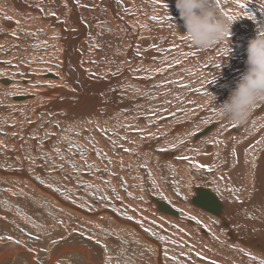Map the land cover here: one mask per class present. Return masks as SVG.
Instances as JSON below:
<instances>
[{
  "label": "bare ground",
  "instance_id": "bare-ground-1",
  "mask_svg": "<svg viewBox=\"0 0 264 264\" xmlns=\"http://www.w3.org/2000/svg\"><path fill=\"white\" fill-rule=\"evenodd\" d=\"M4 1H8L11 5V18L0 19L3 26L0 30L2 47L0 49V141L9 140L18 144L26 141L32 152L36 150L35 144L38 141L41 145L37 147L40 148L39 152L43 157L52 155L51 157L55 159L62 156L69 159L67 155H78L80 152L77 135L91 137L95 134L98 145L90 151V157L99 154L107 158L108 153L112 154V143L121 139L122 128L127 124L130 131L127 137H131L133 142L125 143L126 147L116 150L122 153L121 164L124 165L118 170H122L120 174L133 182L131 176L135 171L132 166H136L137 169L141 167L142 154H149L151 157V151H155L156 156L158 155L157 167L169 164L172 168L175 167L174 169L170 167L175 175L170 177L173 179L169 184L164 181V177L168 174L160 173L161 179L157 182L158 185L155 184L157 188L151 191V193L155 192L156 197L151 194L146 202L159 218L170 220L171 223L181 226L183 231L186 230L188 235L195 236V239L187 241L189 253L192 252V255L200 257L199 259L197 257L200 264L205 257L216 264L222 255H230L227 260L225 259L230 264H259L260 261H264V104H258L248 122L240 126L218 119L214 107L208 110L194 124L195 126L190 125L191 131L196 130L192 132L184 152L174 156L175 151L169 153L160 151L169 142H176L182 132L171 137L167 134L171 135L175 130H186L188 126L172 124L170 131L164 135L160 130L155 129L160 116L157 114L158 110L171 103L174 92L181 94L191 88L188 81L192 77L197 78L201 71H199L202 65L201 60L198 61L199 57L213 51L212 48L193 47L183 38L185 29L175 9V0H1L0 2L4 3ZM233 2L236 3V10L230 9V15L223 13L225 17L234 16L235 10L236 15L239 14L241 19L244 16L249 22L252 21L251 19L256 20L258 25L256 24L253 31L250 25L255 26V24L248 26V30L255 33L264 23V9H261L264 0H233ZM240 4H244L245 7L241 8ZM241 28L246 27L241 26ZM236 42L232 40L228 44L229 47L236 48V51L246 49L244 42L242 44ZM184 57H189L187 65L184 62L173 74L161 73L162 70L167 72L168 67L175 60L182 62ZM11 58L16 63L12 62ZM238 58L239 56L237 60L245 68V60ZM24 59L28 60L29 67L21 68L19 63ZM44 65L49 66L41 69ZM234 74L231 76H235ZM192 101L198 103L201 102V98L192 96ZM213 114L215 117H212ZM205 121L208 125L203 124ZM20 123L24 124L25 131L22 133L25 140L22 138L14 140L12 138L18 131L17 126ZM68 129H72L76 135L69 133L68 143L60 146L64 152L59 149V154L44 153L55 147L53 145L50 148L48 141L53 137L66 138L64 133ZM37 130L44 133L37 134ZM50 135L52 137L47 139ZM161 138H165L164 142L160 140ZM71 144L75 147L71 148ZM137 147L143 150L139 151ZM68 148L74 151H69ZM186 155H191L190 157L193 158H190L191 163L188 159H182ZM20 160L22 164L15 170L7 168L8 165L0 162V180L4 183L10 180L24 181L30 189L49 198L55 207L73 215L76 220L82 218L88 223L94 222L95 219L98 221L100 217L109 220L105 230L119 238L120 244L124 247L122 251L128 254L134 255L135 252L129 249L125 240L130 235L136 243L142 242L154 250L155 257L149 260L150 264H170V261L183 264V258H170V260L163 258L162 244L158 237L143 229L138 222L131 221L109 209L90 212L70 203L26 170L24 155H20ZM116 161L120 162L119 159ZM176 166L182 171H189L191 178L200 175L205 181L193 182L190 185L185 182V185H181V177L179 178L178 173L180 169ZM147 170L148 175L152 176L154 165L151 164ZM165 185L168 187L171 185L172 189L165 188ZM184 190H188V193ZM175 194L185 200L177 201L174 205L171 201L168 202L166 197L169 196L171 199L170 196ZM152 199L166 205L170 211L159 210ZM26 204L29 205L28 207L31 206L29 203ZM23 205L19 204L22 208ZM13 207L14 210L9 209L7 213L13 216V221L16 220L15 223L21 231L34 232L32 227H36V231L45 230L48 226V220L42 221L40 216H37L38 218L33 216L32 211L24 217L21 215L24 211L16 209L19 207L15 202L11 208ZM37 219L39 222H34ZM1 223L3 222L0 221ZM29 226L32 227L28 229ZM92 228L104 229L99 224H95ZM2 229L6 228L0 225V230ZM181 232L180 229L177 230L176 236ZM2 233L1 231L0 235ZM4 233L8 232L4 231ZM196 244H200V247L204 248L203 251L211 254L203 256L201 250L192 249ZM200 247L198 248L201 249ZM67 253L78 255L79 257L74 256L78 264H101L98 253L93 254L88 251L87 246L73 243L56 246L48 253L47 260L42 264H59L60 257ZM41 255L42 251L39 247L34 248L32 252L16 243H3L0 246V264H37L36 260H40ZM208 261L204 264H210ZM72 262L76 264L75 261ZM72 262L69 263L73 264ZM189 263L191 264V261Z\"/></svg>",
  "mask_w": 264,
  "mask_h": 264
},
{
  "label": "rangeland",
  "instance_id": "rangeland-1",
  "mask_svg": "<svg viewBox=\"0 0 264 264\" xmlns=\"http://www.w3.org/2000/svg\"><path fill=\"white\" fill-rule=\"evenodd\" d=\"M219 4H220L219 8L222 13L229 14L230 9L236 10V7H235L236 3L233 2V0H219ZM10 9H11V5L8 1H4V3L0 2V19L6 18V17L11 18ZM235 10H234V16L236 15ZM236 17L238 18L236 19V21L232 23L231 34L228 40L225 42H221L217 45H214L213 47H210L213 49L212 53H210L211 55L208 54L209 52L207 53L204 52L205 54L199 57L198 61L201 60V64H202L201 68L199 67V71L200 70L201 71L197 78L192 77L188 81V84L189 85L191 84V88L189 90L184 91L183 92L185 93L184 95L183 93L179 94V92H174V94H172L171 96V103H168L166 106H163L162 109L160 108L158 110L157 114H159L160 116L158 117V120H157L158 124L155 129L160 130L164 135L167 134V131H170V128H172L171 126H173L172 124L185 125L186 127L188 126L186 130L184 129L182 130L180 129L181 131L175 130L172 132L173 134L171 135L167 134L168 136L171 137V136L177 135L178 132H182V135L178 136L179 138L176 142H169V144L165 145L164 148L160 149L162 153H169L170 151H175V153L173 154L174 156H177V154L184 152V150H186V148L188 147L187 144L190 142L192 132L196 130L194 129L193 131H191L190 130L191 126L192 125L195 126L194 124L202 116H204V114L208 110H211L212 108L215 107L214 105H209L207 103V97L205 95L207 90L211 93H214L217 96V101H216L217 105L219 103H222L223 100L227 98L229 94V89L234 87L235 81L239 78V76L245 70L243 65L237 60L238 56L240 58L244 57L245 49L243 50L238 49L236 51V48L234 49L233 47H229L230 45L228 44L232 40H236L237 41L236 44L237 43L242 44L244 42L243 43L244 46H247V41L253 38L257 32V31L255 33L251 32L250 30H248V26L252 23L253 25L255 24V26L250 25L253 31V29L258 25V23L256 22V20H253V19H251L252 21L249 22L245 20L246 18H244V16L241 19L239 18V14L236 15ZM241 26L246 27L247 30L246 28L242 29ZM2 28L3 26H1V22H0V30ZM245 33H247L248 36ZM1 48L2 47L0 46V49ZM194 52H196V49H194ZM188 58L184 57L182 59L183 61L181 60L182 62H178V60H175L174 63L168 67L167 72L166 70H162L161 73H169V72H172V74L175 73L177 68H179L180 65L182 66L184 62L187 65V61H189ZM243 59L246 60V55H245V58ZM10 60L16 63L12 58ZM19 66L21 68L24 66L29 67L28 60L27 59L22 60L19 63ZM48 66L49 65H44L41 69H43L44 67H48ZM232 69L234 70L232 71ZM217 74H219V76L216 77L215 82L210 83L214 75H217ZM233 74L237 76L236 77L231 76ZM192 96H199L201 98V102H198V103L193 102ZM213 115L212 117H215V115L214 116ZM206 123L207 121H205V123L203 124L206 125ZM23 125L24 124L22 123H20L18 126L16 125L18 131L16 132V134L14 135L12 139L20 140L22 138V140L23 139L25 140V136L22 133L25 131ZM128 127L129 125L124 124L122 128L123 136L120 137L121 138L120 140L112 143V146H113V150L111 151L112 154L108 153L107 155L109 156H107V158H105L103 155H99L96 152V150L95 152L98 155L90 157V151L93 150V148L97 147L98 145L95 134H93L91 137H85L82 134H79L77 135V139H78V146H79L78 148L80 149V152L78 155L76 154L67 155L66 157L69 158L70 161L69 159H66L63 156L58 157V159L52 158L51 157L52 155L50 156L46 155L45 157H43V155H40V152H39L40 148L38 149L37 147L38 145L39 146L41 145V142L39 143L38 141L35 144L36 150L32 152L31 147L29 145L27 146L26 141H24L25 143L21 141L18 144L14 142L11 143L9 140H5L4 142L0 141V162L4 165L5 164L8 165L7 168L9 169L11 168L14 170L19 169V167L22 164V160H20V155H24V162H25L24 165L26 166V170H29V172L32 175H35L37 178H39V180L42 181L45 186L49 187L52 191H54L55 193H57L59 196L66 199L70 203L77 205L90 212H97L103 209H109V210L116 212L120 216L130 219L131 221L138 222V224H140L143 229H146L150 234L158 237L159 242L162 244V254L164 256L163 258H168L169 260L170 258L171 259L183 258L184 260L182 262L183 264H190L189 263L190 261H191V264H200V261L198 260L200 257L192 255L193 254L192 252L189 253L190 248L187 247V244H188L187 241L195 239V236L188 235L186 230L183 231L181 226H177L171 223L172 221L159 218L157 216V213L154 212V210L146 202L147 201L146 199L147 197H149V195L152 194L154 197H156L154 194L155 192L151 193V191L152 190L154 191L157 188V185H158L157 182H159L161 179L160 173H162L163 175L168 174L166 177H164V181L167 182L166 184H169L170 180L173 179V178L171 179L170 177H173V175H175V172L174 173L172 172V169H174L175 167L172 168L171 167L172 165L170 164L164 165L163 167H160V166L157 167L158 165L156 163L159 162L158 161L159 159L157 158L158 155L156 156L155 151L154 152L151 151L153 155V156L151 155V157L149 156V154H145V155L142 154L141 167L137 169L136 166L135 167L134 165L132 166L134 168L135 174L132 175L131 178L133 182L134 180H136V182L134 183L130 182L129 180H127V178L123 174H120L122 170L119 171L118 168H122V166L124 165H122L123 163L121 164L122 153H119L116 150H120L121 148L126 147L127 145H125V143L133 142V139H131V137L130 138L127 137L130 135L129 133L130 131ZM72 131H73L72 129L70 130L68 129V131L64 133L66 135V138L58 139V138L53 137L52 140H49L48 142H49L50 148L53 145L55 147L47 150L44 153L51 154L52 152H57V154H59L58 153L59 149L61 152H64L62 151V148H60V146L68 143L67 137L69 133L72 135H76V133ZM198 131H196V133ZM36 133L39 134V133H44V132L43 131L40 132V130H37ZM133 133L134 132L132 131V134ZM51 137L52 136L50 135L47 139H50ZM163 139L165 140V138H161L160 140L162 141ZM70 147L73 148L75 147V145L71 144ZM19 149H21V151H19ZM68 150L74 151L73 149H70V148H68ZM138 150L140 151L143 149L139 147ZM99 151H102V150H99ZM71 155L73 157H70ZM190 156L191 155H186V157H188V161L191 163V159L193 158ZM117 159L120 160L119 163H117L116 161ZM55 160L57 162H55ZM151 164L154 165L155 167L154 171H158V172H154L152 170V174H153L152 176L148 175L149 173H147L148 171L147 169L149 168V166H151ZM190 165H193V163ZM168 168H170V170ZM183 171L181 169L180 171H178V173L180 174L179 178L181 177L180 178L181 185H183L185 182H186L185 184L190 185L193 182L202 183L205 181L204 178L201 177L200 175L198 177L197 175H195V177L191 178L189 171L188 172L186 170L184 172ZM184 173H185V176H184ZM182 176H184L185 179ZM156 183L157 185H155ZM174 185L175 184L173 183V187ZM166 187L168 186L165 185V188ZM169 187L170 189H172L171 185H169ZM7 191L8 193H6ZM184 192L188 193V190H184ZM0 193L2 194V196L0 197V219H1L0 221L3 222L0 225L2 228L3 227L6 228V229L0 230V233L1 231L3 232L2 235H0V246H2L3 243L5 244L16 243L17 245L21 247H24V248L27 247V249L32 252L34 248L39 247L40 250L42 251V255L40 256L41 258H39L40 260H36L37 264H42L43 262H45L48 258V253L52 249H54L56 246L63 245V244H72V243L78 244L80 246L85 245L87 246L88 251L90 250L91 253L93 254L98 253L101 264H130V263L131 264H142V263L150 264L149 260L155 257V253H154V250H152V248L150 249L148 245L142 242L140 244L136 243L135 239L131 237L130 235H128L125 240L128 242L129 249H132L135 251V252L133 251L134 255L133 253H131V251L129 252L131 254H128L127 252L122 251V248L124 247L123 245L120 244L119 238L109 234L107 229L105 230L106 225L109 224V220H106L105 218L100 217L98 218V221H96V219L94 220V222L92 221L94 225L99 224V226L104 227V229L102 230H95L94 228H92L94 225L91 222L89 223L87 221L84 222V219L82 218H78L76 220V217H73V215L71 216L69 213L63 211L62 209L55 207L52 201H49V198H46L43 195L37 194L35 191L30 189L24 183V181L10 180L8 181V183H4L2 180H0ZM170 197L171 199L169 198V196L166 197V199H168V202L171 201L173 205L174 203L176 204L177 201L180 202L181 200H185L183 198L181 199L182 196H179L177 194H175L174 196L172 195ZM14 202L19 207L16 209H18L19 211L20 209H22L24 211V213L22 214L20 213L22 216L25 217L26 214L29 213V211H32L33 216H36V217L40 216L42 221L48 220V223H47L48 226L45 228V230L41 229V230L36 231V227H32L34 225L28 227V229L32 227V230H34V232H29V231L26 232L25 230L21 231L20 229H18V226L15 223L16 220L13 221L12 219L13 216L7 213L9 209H11L12 211L14 210L15 207L11 208L12 204L14 205ZM26 203H29L31 206L28 207L29 205H27ZM19 204H21V206L22 204H24L23 208L19 206ZM51 207H55V208H51ZM144 212H145V215H144ZM12 213L14 215V212ZM148 214H149V218H148ZM9 215L12 217L10 218ZM16 217L17 216H15V218ZM34 222L36 223L39 222V219L35 220ZM179 229L180 231H182L181 234H183L182 236L181 234L178 235L179 237L181 236L180 238L176 236L177 234L175 233ZM3 230L6 233L7 232L8 233L5 234ZM9 231L10 232L12 231L11 234ZM31 235H37V236L32 237ZM39 235H43V236H39ZM48 235H51V236H48ZM146 247H148V249ZM198 247H200V244H196L195 246L192 247V249L196 251L201 250L202 252H204V253L201 252L203 256L211 254L209 252L208 253L205 252V250L203 251L204 248L202 246L200 247L201 249H199ZM74 256L79 257L78 255L73 254V253L64 254L62 257H60L59 264H70L69 262H72V261H75V263L78 264L76 262L77 258H75ZM229 256L230 255H222L220 261L216 262V264H230L226 262ZM203 260L204 261L201 264H204V262L208 261L206 257ZM208 262L210 264H215L212 260H209ZM170 264H177V263L176 261H170Z\"/></svg>",
  "mask_w": 264,
  "mask_h": 264
},
{
  "label": "clouds",
  "instance_id": "clouds-1",
  "mask_svg": "<svg viewBox=\"0 0 264 264\" xmlns=\"http://www.w3.org/2000/svg\"><path fill=\"white\" fill-rule=\"evenodd\" d=\"M175 9L185 29L183 38L200 49L227 41L232 23L236 21L225 17L218 0H175ZM245 53V70L229 89L227 98L217 105L214 93L207 90L205 94L207 103L215 106L217 117L237 126L246 124L257 105L264 104V23L247 41ZM219 74L214 75L210 83H214Z\"/></svg>",
  "mask_w": 264,
  "mask_h": 264
},
{
  "label": "water",
  "instance_id": "water-1",
  "mask_svg": "<svg viewBox=\"0 0 264 264\" xmlns=\"http://www.w3.org/2000/svg\"><path fill=\"white\" fill-rule=\"evenodd\" d=\"M152 201L158 206V208H159V210H161V211H170L169 210V208L166 206V205H164V204H161V203H159L158 201H155V200H153L152 199ZM66 205V204H65ZM78 210V209H77ZM107 213V212H106ZM110 215H112L114 218L116 217L114 214H112L111 212H108ZM95 216H98L99 214H94ZM117 219V218H116ZM119 220V219H118Z\"/></svg>",
  "mask_w": 264,
  "mask_h": 264
},
{
  "label": "snow or ice",
  "instance_id": "snow-or-ice-1",
  "mask_svg": "<svg viewBox=\"0 0 264 264\" xmlns=\"http://www.w3.org/2000/svg\"><path fill=\"white\" fill-rule=\"evenodd\" d=\"M218 2H219V0H218ZM239 6H240L241 8H244V7H245L244 4H240ZM227 18H228L230 21H233V20H236V19H237L236 16H228ZM249 18H251V17L249 16ZM153 19H155V17H153ZM125 151H128V150L125 149ZM182 159L187 160L188 157H182ZM200 167H203V166H200ZM253 259H255V258L253 257ZM259 264H264V261H260Z\"/></svg>",
  "mask_w": 264,
  "mask_h": 264
}]
</instances>
